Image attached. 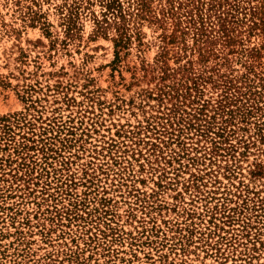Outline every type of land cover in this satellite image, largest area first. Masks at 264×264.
Returning a JSON list of instances; mask_svg holds the SVG:
<instances>
[{
    "label": "rangeland",
    "instance_id": "1",
    "mask_svg": "<svg viewBox=\"0 0 264 264\" xmlns=\"http://www.w3.org/2000/svg\"><path fill=\"white\" fill-rule=\"evenodd\" d=\"M107 1L0 0V264H264V140L246 126L232 141V176L220 169L215 181L206 169L199 190H186L197 167H168L144 130L172 85L157 59L173 19L129 23L120 37L97 27ZM149 1L159 17L169 8ZM241 31L233 52L217 46L202 64L197 51L168 55L170 74L193 61V73L177 78L205 80L208 108L227 78L242 88L255 74L249 84L264 88V34ZM9 136L35 142L24 165L11 158ZM224 189L235 218L190 220L204 215L207 196L221 204Z\"/></svg>",
    "mask_w": 264,
    "mask_h": 264
},
{
    "label": "trees",
    "instance_id": "2",
    "mask_svg": "<svg viewBox=\"0 0 264 264\" xmlns=\"http://www.w3.org/2000/svg\"><path fill=\"white\" fill-rule=\"evenodd\" d=\"M249 1L167 0L169 8L161 10V17H159L152 11L149 0H126V6L120 0H108L104 3L107 14H103L104 19L96 23L99 29H114L121 37L128 31L129 23L134 26L138 21L148 20L161 24L167 16L173 19L174 29L170 35L165 34L162 37L163 46L157 59L161 74L164 78L172 77V85H165L160 90L157 100L164 104V111L161 112L160 117H154L157 121L146 122L144 130L151 132L154 136L155 142L150 143L153 155L158 153L159 159L164 152L168 153L169 158H163L168 167H173L174 164H177L179 169L193 165L197 167V170L190 175L191 179L186 181L184 186L186 190H199L202 185L199 184L201 176L198 175L206 169H209L212 175L215 172V181L218 178L216 174H220V169L224 170V177L232 176L233 170L229 163L236 160L235 146L232 141L239 137L240 131H246V126H253L256 137L264 140V88L263 83L260 82L256 86L249 84L255 83V74H252L254 78H250L249 75L242 76L245 78L242 88L236 86L237 80L232 83V80L226 77L227 79L222 81L223 84L217 85L222 87L220 101L216 103V106L208 108L210 104L202 102L200 97L203 92L199 89L201 83H207L205 80L199 76L192 78L187 75L183 83V74L180 79L177 78L179 73H189V75L193 73V61L186 63L188 64L186 70L178 68L170 74L167 64L168 55L172 53L175 60H180L187 50L197 51L199 55L197 64H202L209 57H217L219 51L216 49L217 46L222 50L233 52L237 38L242 33L241 28L244 26L248 27L249 33L260 27L264 34V26H262L264 4L261 2L258 7L250 6L246 9L245 4L247 6ZM107 15H111V19H108ZM240 15H243V19L239 18ZM247 15L250 17L247 18ZM190 35L191 45L185 39ZM247 80L249 82H246ZM260 80L264 82L263 78ZM188 82H191V85H188ZM193 92L197 95H192ZM9 138L7 141L10 143L6 145L7 147L13 145L14 150L11 158L15 157L14 160H20L21 165H24L29 158V152L37 149L35 142L31 140L32 138L25 136L20 142H15L13 136ZM40 150L43 155H46L42 148ZM43 157L46 163L48 158ZM183 162L186 164L183 165ZM198 166L202 169L200 170ZM223 191H225V198L221 204L218 201L213 206L208 205L210 202L207 203V199L213 200V198L207 196L203 206L204 215L197 214L195 217V212H190V220L197 218L200 223L204 216H208V223L212 224L217 219V215L221 218H231V220L235 218L229 213L235 214L236 209L227 207L230 203L236 202L228 198L229 190ZM242 223L243 228L250 225L248 222L242 221Z\"/></svg>",
    "mask_w": 264,
    "mask_h": 264
}]
</instances>
